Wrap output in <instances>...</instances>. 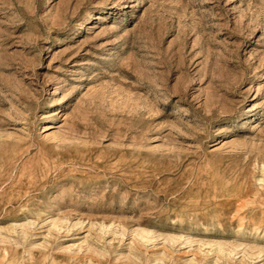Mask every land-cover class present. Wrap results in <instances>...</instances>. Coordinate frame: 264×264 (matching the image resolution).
Instances as JSON below:
<instances>
[{"label":"rangeland","instance_id":"1","mask_svg":"<svg viewBox=\"0 0 264 264\" xmlns=\"http://www.w3.org/2000/svg\"><path fill=\"white\" fill-rule=\"evenodd\" d=\"M0 264H264V0H0Z\"/></svg>","mask_w":264,"mask_h":264}]
</instances>
